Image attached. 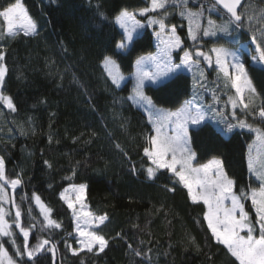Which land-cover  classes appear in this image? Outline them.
<instances>
[{"label":"trees","instance_id":"16d2710c","mask_svg":"<svg viewBox=\"0 0 264 264\" xmlns=\"http://www.w3.org/2000/svg\"><path fill=\"white\" fill-rule=\"evenodd\" d=\"M247 1L251 0H242V4ZM8 2L0 0V6ZM22 3L37 23L38 33L0 38V51L5 53L7 66L2 89L16 105V111L10 112L12 141L0 137V155L6 161V175L23 179L14 195L21 205L22 222L25 226L36 225L30 244L41 238L53 239L57 245L54 264H233L234 258L210 238L203 221L206 208L193 204L182 185L176 184L175 191H168L167 188L173 187L169 173L158 172L157 179L147 177L150 161L144 156L143 147L152 126L144 109L128 99L135 80L125 78L117 88L102 62L104 56H111L126 77L133 72L136 59L156 51L155 27L146 25L147 18L138 14L139 9L149 6L150 0H22ZM213 4L210 0H187V8L203 10L201 29L208 16L221 18L208 11ZM124 9L134 12L144 27L135 34L128 49L118 50L116 43L123 31L115 17ZM165 10L169 13L166 23L176 25L182 40L194 51L187 35V21L180 15L185 10L183 0H167L166 9L148 15L159 17ZM231 34L239 37L238 43L251 45L242 31ZM213 41L229 47L238 44L223 36L205 37L201 42L210 48ZM176 56L174 52V62H179ZM243 56L258 93L252 106L258 108L264 103V66H253L250 57L245 53ZM205 73L210 82L216 80L210 69ZM192 80V73H174L159 88L146 84L145 91L158 107L175 110L192 98ZM218 90L223 93L218 107L228 113L222 107L227 89L221 85ZM205 100L212 103L210 95ZM237 114L254 127L264 128L258 117L245 116L240 111ZM209 115L202 130L190 133L199 163L221 159L227 174L236 181L235 191L258 187L260 181L248 169V145L254 133L238 128L228 132L223 123H217L219 116L211 112ZM81 183L87 186L85 202L90 211L109 217L98 229L109 244L103 252L84 250L73 255L65 246V240L73 244L69 235L73 231L72 212L60 199V193L69 185ZM33 192L53 209L52 218L62 223V229L44 228L41 214L31 200ZM25 195L27 199L22 200ZM245 209L254 220L250 200L245 202ZM14 230L16 243L20 244L22 239ZM3 239L14 256L8 238ZM134 250L141 255L136 256ZM14 257L19 262L20 258ZM37 264H53L52 254L41 253Z\"/></svg>","mask_w":264,"mask_h":264},{"label":"snow or ice","instance_id":"6c2138e0","mask_svg":"<svg viewBox=\"0 0 264 264\" xmlns=\"http://www.w3.org/2000/svg\"><path fill=\"white\" fill-rule=\"evenodd\" d=\"M183 2L185 10L180 15L188 20L187 35L193 42L194 53L178 34L177 26H169L166 23L169 15L167 10L159 17L148 15L159 9H166L167 0H150V7L138 10L141 17L147 18L149 26L158 25L159 30L155 31V36L162 43L157 55L136 59V72L133 76L135 86L133 94L128 97L136 106L144 109L147 120L152 126L146 146L143 147V154L150 161V166L146 169L147 177L157 179L158 172L169 173V179L173 180V187L167 188L168 191H175L176 184L182 185L193 204L206 208L203 221L206 222L207 230L211 233L210 238L217 245L223 246L234 258L233 264H264V162L259 168L256 167L257 157L261 150H264V128L254 127L237 114L239 108L241 114L258 117L261 122H264V103L258 108L252 106V97L258 95L257 89L237 51L219 45L218 41H213V46L204 51L200 43L205 37H216L217 32L228 33L230 29L233 33L239 32L244 29L246 20L248 22L254 19L264 20V9L260 10L259 17H256L252 14L255 11L254 7L251 4H242V0H215L208 11L220 15L221 22L217 23L209 16L207 26L201 29L198 18L203 16V10L193 11L187 8V0ZM101 16H103L102 13ZM115 21L123 30L116 48L128 49L134 42V33L137 29L143 28L144 24L136 19L134 12H129L127 9L122 10L115 17ZM0 25H2L0 38L5 35L15 38L21 32L25 37L38 33V25L29 16L22 0H14V2L9 0L6 5L0 6ZM249 30L251 31V26ZM256 31L259 35L253 32L249 43L255 46L258 59L264 61V27ZM238 41L239 37H236L229 42L235 44ZM242 48L246 49L247 45H242ZM174 52L177 53L176 59L179 62H174ZM251 59L255 66L257 56L254 55ZM4 60L5 53L0 51V103L11 112H15L16 105L13 98L2 91L7 73ZM102 62L111 83L119 88L121 81L125 79L119 64L108 55L103 57ZM148 62L155 64L157 70H147L145 64ZM202 62L216 73L215 81L208 80L205 69L201 67ZM185 68L189 71L194 69L198 73L193 75L192 98L185 100L175 110L158 107L153 97L146 94L145 82L150 81L152 86L159 88L163 86V77L179 73ZM212 84L215 87H212ZM221 85L225 89L230 86L235 90L234 96H228L227 103L231 105L229 113H225L218 107L221 100L218 89ZM246 93L248 102H245ZM206 95H210L212 103L205 100ZM209 112L220 117L217 123H223L228 132L239 128L255 133V140L248 145V169L260 181L258 187H250L248 191L244 189L235 191L236 181L227 174L221 159L213 158L206 163H199L197 152L192 147L193 136L190 133L198 132L207 125ZM116 147L119 148V145L117 144ZM254 150L257 156H253ZM45 164L51 167L48 161H45ZM133 171H135L134 166ZM22 184L21 176L9 178L6 175V161L4 156L0 155V264H18V261L9 255L3 238H8L7 243L13 247L14 256L20 258L19 264H37V257L44 252L52 254L54 264L56 243L51 238H41L35 244H30L32 229L36 225L25 226L22 222L21 205L16 203L15 195L10 197L8 194L7 188L10 187L14 194ZM86 187L83 183L71 185L60 193V199L72 212L75 225L76 236L73 239L79 247H73L65 240V246L70 248L73 255H79L84 250L88 253L103 252L109 244V240L98 231L109 217L107 214L96 215L86 210L87 205L83 203ZM69 192L74 196L68 195ZM21 199H27V196ZM31 200L34 201L43 217L44 228L62 229V223L52 218L53 209L42 201L40 195L33 192ZM247 200L251 201L255 210L254 220L245 209ZM9 203L15 209L13 223H9L6 219L10 213L4 205ZM28 214L31 215V208L28 209ZM13 224L22 235L20 244L16 243L17 234L12 230ZM69 235L72 234L69 233ZM117 236L123 238L121 233H117ZM128 247L131 249L132 245L129 244ZM134 251L136 256L141 255L140 251Z\"/></svg>","mask_w":264,"mask_h":264},{"label":"rangeland","instance_id":"374dc122","mask_svg":"<svg viewBox=\"0 0 264 264\" xmlns=\"http://www.w3.org/2000/svg\"><path fill=\"white\" fill-rule=\"evenodd\" d=\"M244 4H251L253 7H254V9H255V11L252 13L254 16H256V17H259V14H260V10H262V9H264V7H263V5H264V0H251V1H247V2H245ZM148 7H150V3H149V6ZM211 8V7H210ZM191 10H193V11H196V10H194V9H191ZM198 11V10H197ZM139 12V11H138ZM139 14V13H138ZM209 17V16H208ZM207 17V18H208ZM211 17H214V16H211ZM185 18V17H184ZM186 19V18H185ZM199 19V21H200V24L202 25V23H201V17H199L198 18ZM213 19H215L216 21H217V23H220L221 22V18H213ZM138 20V19H137ZM141 21V20H140ZM186 21H187V29H188V20L186 19ZM141 23H143V21H141ZM144 24V23H143ZM146 25H148L147 24V21H146ZM154 27H155V29H154V41L156 42V45H157V52L156 53H154L153 54V56L154 55H157V53H158V50L162 47V43H161V40H159V39H157V37L155 36V31H157V30H159L158 29V25H153ZM207 26V21H206V23H205V26L204 27H206ZM250 26H251V31L249 30V28H250ZM261 27H264V20H261V19H254L252 22H248L247 20H246V23H245V27H244V29H242L241 31L246 35V37L248 38V42L250 41V39H251V36H252V34H253V32H255V34L256 35H259V32L258 31H256L257 29H259V28H261ZM140 29V28H139ZM139 29H137L136 30V32L134 33V34H136L138 31H139ZM122 30V29H121ZM123 31V30H122ZM22 33V32H21ZM236 33V32H235ZM218 36H223V37H225V38H227V39H229V40H233V39H235L236 37H235V35L234 34H231V29L229 30V32L228 33H221V32H217V36L216 37H218ZM215 38V37H214ZM202 45H203V50L204 51H207L208 49H209V47H205L204 46V44L202 43V42H200ZM242 45H247V43L246 42H239L238 44H237V46L236 47H229V46H224V47H227V48H230V49H232V50H234V51H237V54H238V56H240V58H241V60H242V62H244V53L245 54H247L249 57H250V61H251V63L253 64V61H252V59H251V57L252 56H257V60H256V62H255V65H257V66H260V67H263L264 66V61H260L259 59H258V54L255 52V46L254 45H250V46H248L247 45V48L245 49V48H242ZM0 46H1V44H0ZM211 48V47H210ZM193 53H194V51H193ZM182 55V54H181ZM148 56V55H147ZM147 56H145V57H147ZM195 58V57H194ZM201 67H203L205 70H208V68L206 67V65H204L203 64V62H202V64H201ZM145 68L147 69V70H150V71H156L157 70V67H156V65L155 64H153L152 62H148V63H146L145 64ZM161 68H163V66L161 65ZM107 72V71H106ZM181 72H190V73H192V76L194 75V74H196V75H198V73H196L195 72V70L193 69L192 71H189L187 68H185L183 71H181ZM172 74H174V73H172ZM176 74V73H175ZM215 74V76H216V73H214ZM170 75V74H169ZM126 79H129V78H131L130 77V75H128V76H126L125 77ZM122 81H124V80H122ZM121 81V82H122ZM146 84H151V82L150 81H146L145 82ZM2 91H3V89H2ZM4 93V92H3ZM221 94H223L222 92H220L219 90H218V95H220L221 96ZM229 95H235V90L234 89H231L230 88V86H229V88H227V91L226 92H224V98H223V102H222V104H223V106L222 107H224L225 106V108L228 110V113L231 111V105L230 104H228L227 103V101H228V96ZM222 97V96H221ZM256 100H255V96L254 97H252V103L253 102H255ZM245 102H248V94L246 93L245 94ZM237 111H240V109L238 108L237 109ZM10 110H8L6 107H4V105L2 104V103H0V137L1 138H3L4 140H7L8 142H11L12 141V135H13V133H12V130H11V127L9 126V123H10V121H11V115H10ZM208 116H209V119H210V115H209V113H208ZM212 116V115H211ZM214 116H212V118H213ZM239 129V128H238ZM241 130V129H240ZM244 130H246V131H248L247 129H244ZM253 136V135H252ZM255 140V133H254V136H253V138H252V141L250 142V143H252L253 141ZM249 143V144H250ZM253 156H257V153H256V151L254 150L253 151ZM262 162H264V150H261V152L259 153V156L257 157V160H256V167L257 168H259L260 167V164L262 163ZM70 186L71 185H69V186H67L66 188H70ZM65 189V188H64ZM63 189V190H64ZM62 190V191H63ZM8 191V190H7ZM8 194H9V192H8ZM68 195H73L74 196V194L73 193H71V192H69V193H67ZM64 202V201H63ZM83 203L84 204H86V202H85V199H84V201H83ZM87 205V204H86ZM5 207H6V209L9 211V213H10V215L9 216H7L6 217V219L9 221V223H13V219H14V213H13V211H12V209H11V205H10V203L9 204H7V205H4ZM36 206V205H35ZM37 208V207H36ZM38 209V208H37ZM86 210H89L90 211V209L88 208V206H87V209ZM38 211H39V209H38ZM71 211V210H70ZM41 217H42V215H41ZM42 219H43V217H42ZM74 228H75V225H74V221H73V231H72V239H73V237H75L76 236V233H75V231H74ZM15 229V227H14V224H13V228H12V230L13 231H15L14 230ZM243 234V233H242ZM72 242H73V244H72V246L73 247H79V245H78V243H76L75 242V240L73 239L72 240ZM9 255H10V252H9ZM13 256V255H12ZM13 258L14 259H16L14 256H13ZM19 258V257H18ZM18 264H19V262H18Z\"/></svg>","mask_w":264,"mask_h":264},{"label":"crops","instance_id":"0c3cea01","mask_svg":"<svg viewBox=\"0 0 264 264\" xmlns=\"http://www.w3.org/2000/svg\"><path fill=\"white\" fill-rule=\"evenodd\" d=\"M139 13V12H138ZM116 22V21H115ZM117 24V23H116ZM118 25V24H117ZM118 27H119V25H118ZM120 28V27H119ZM121 29V28H120ZM134 36H135V34H134ZM157 52V50L154 52V53H156ZM154 53H152V54H148V56H150V55H153ZM145 56H147V55H144V56H141V57H145ZM136 72V65L134 64V70H133V72L130 74V77L134 80V78H133V76H134V73ZM188 73H190V72H188ZM173 74H170L169 76H167V77H163L162 78V81L164 80V79H167V78H169L170 76H172Z\"/></svg>","mask_w":264,"mask_h":264},{"label":"water","instance_id":"95a60500","mask_svg":"<svg viewBox=\"0 0 264 264\" xmlns=\"http://www.w3.org/2000/svg\"><path fill=\"white\" fill-rule=\"evenodd\" d=\"M210 1H212L213 3L215 2V0H210ZM18 188H19V187H18ZM18 188H17V189H18ZM7 189L9 190V196H10V197L13 196V195L15 194V193L13 194L12 189H11L10 187L7 188ZM17 189H16V190H17ZM15 192H16V191H15ZM10 205H11V203H10ZM11 209H12L13 213H15V209L12 207V205H11ZM17 232H18V235L20 236V238L23 239V238H22V235L19 234L18 229H17Z\"/></svg>","mask_w":264,"mask_h":264},{"label":"bare ground","instance_id":"6f19581e","mask_svg":"<svg viewBox=\"0 0 264 264\" xmlns=\"http://www.w3.org/2000/svg\"><path fill=\"white\" fill-rule=\"evenodd\" d=\"M212 2V1H211Z\"/></svg>","mask_w":264,"mask_h":264}]
</instances>
